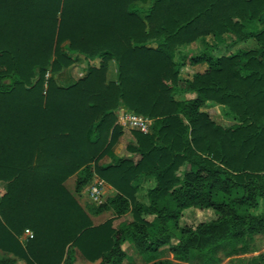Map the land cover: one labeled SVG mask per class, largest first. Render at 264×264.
Segmentation results:
<instances>
[{"label": "trees", "instance_id": "trees-1", "mask_svg": "<svg viewBox=\"0 0 264 264\" xmlns=\"http://www.w3.org/2000/svg\"><path fill=\"white\" fill-rule=\"evenodd\" d=\"M208 35L254 46L215 56ZM197 41L199 54L174 60ZM75 55L99 66L63 84ZM186 62L206 69L184 88ZM184 93L194 97L174 98ZM209 101L235 123L215 124L202 111ZM121 110L151 120L146 133L132 130L128 157L113 151ZM71 175L73 192L63 184ZM94 176L114 193L82 206ZM0 181V264H75L77 252L136 264L126 242L142 264H219L255 251L264 241V0H0ZM189 208L215 216L178 227ZM25 229L32 237L21 244ZM166 246L171 259L160 258Z\"/></svg>", "mask_w": 264, "mask_h": 264}, {"label": "rangeland", "instance_id": "rangeland-1", "mask_svg": "<svg viewBox=\"0 0 264 264\" xmlns=\"http://www.w3.org/2000/svg\"><path fill=\"white\" fill-rule=\"evenodd\" d=\"M141 5V4H140ZM144 6V5H141ZM230 35H222V36H215V35H208L205 37V40L208 43L213 44L214 42H218L219 45L213 51L215 56H227L228 54L234 52L237 48L243 45H250L254 46V42L252 40H247L245 42L237 43L236 45L230 46ZM149 46L154 47V43H150ZM203 50V44L201 42H193L190 44H185L179 46L174 54V60L178 61L181 55L186 57L193 56L199 54ZM73 62L69 67L63 68L61 73L59 74L58 78L61 80L63 84H70L77 81L80 77L87 73L88 67H98L100 60L95 58L90 62H86L81 55H75L72 57ZM206 69L204 64L190 66L186 62L185 68L180 72L178 76V86L179 87H187V82L192 79L194 73H202ZM116 69L113 62L109 63V67L107 70V80H114L115 79ZM50 76L49 72L45 75V80L48 79ZM43 88H45V84H43ZM193 94L184 93L180 95H175L174 98L178 101L193 98ZM202 111L205 112L208 117L218 126L220 127H227L235 123V120L231 116H227V107L221 105L216 102H206V106L202 108ZM119 111L116 113L117 115V123L120 124V115L118 114ZM119 115V116H118ZM122 128V134L118 139L117 144L113 147V151L117 156H124L128 157L129 153L127 151V146L134 143V138L132 135V129L128 126H123L120 124ZM136 160V158H134ZM108 161V158L105 157L101 160V162ZM180 168L179 171H181ZM180 174V172H178ZM153 186V181L149 180L146 181L141 185V191L138 193L137 198L141 201H146L145 192L146 189ZM87 186L83 189L84 193L87 195ZM83 196V195H82ZM90 201V200H89ZM87 202V200H86ZM107 212L101 214L105 215ZM111 216V214H109ZM214 213L210 209H199V208H189L182 212L181 217L178 222V227L189 226L195 227L197 224L202 222H207L214 218ZM123 220L121 221H128L130 220V214L126 213L125 215L121 216ZM120 221V220H119ZM120 221V222H121ZM119 223V222H118ZM257 249L255 251L249 252L244 255L232 256L226 259H223L219 264H264V241L257 242ZM123 251L130 257L132 262L136 264H142V260L140 256L136 253L132 245L128 242L124 243ZM160 258L162 259H171V255L168 252L167 248H163L160 250ZM258 255H263V260H257ZM255 259V260H254ZM124 264H127V260L124 261ZM185 264V263H184ZM187 264V263H186Z\"/></svg>", "mask_w": 264, "mask_h": 264}, {"label": "built area", "instance_id": "built-area-1", "mask_svg": "<svg viewBox=\"0 0 264 264\" xmlns=\"http://www.w3.org/2000/svg\"><path fill=\"white\" fill-rule=\"evenodd\" d=\"M118 114L120 115V124L123 126H128L132 130H137L143 133H146L149 130L151 120L134 115L133 113L125 112L123 110L119 111ZM104 186L105 182L97 176L92 179L87 187V197L90 202L93 204H99L102 202ZM23 233L26 239L32 237V232L28 229H25Z\"/></svg>", "mask_w": 264, "mask_h": 264}, {"label": "crops", "instance_id": "crops-1", "mask_svg": "<svg viewBox=\"0 0 264 264\" xmlns=\"http://www.w3.org/2000/svg\"><path fill=\"white\" fill-rule=\"evenodd\" d=\"M95 177V176H94ZM93 177V178H94ZM74 181H75V175H71L69 176L65 181H64V185L65 187L70 191V192H73L74 190ZM5 182H2L0 181V195H2L5 191ZM114 193V189L111 188L109 185H107L105 183V186L103 187V198L107 197V196H110ZM83 195V196H82ZM88 202V197L87 195L84 193V191H82L80 193V195L78 196V202L80 205L84 206L87 202ZM110 213H106L105 215H96V216H90V220H91V223L92 225H98V224H101L103 223L106 219L110 218L111 216L109 215ZM122 219V217H119V218H116L114 221H113V226H116L118 224V222H120ZM24 232V231H23ZM21 233V235L18 237V241L23 244L27 239L24 235V233ZM124 245V244H123ZM123 245H122V248H123ZM167 248V246L165 247ZM3 256V253L1 252L0 250V258ZM9 256H12L11 254H9ZM13 257V256H12ZM98 261L94 262V263H91V262H88V261H85L81 256L80 254L77 252V255H76V260H75V264H96ZM16 264H27L25 263L23 260L19 259V258H16Z\"/></svg>", "mask_w": 264, "mask_h": 264}]
</instances>
